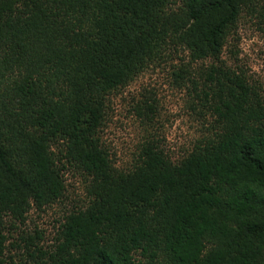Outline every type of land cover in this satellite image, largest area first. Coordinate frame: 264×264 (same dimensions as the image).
Segmentation results:
<instances>
[{"label":"trees","instance_id":"trees-1","mask_svg":"<svg viewBox=\"0 0 264 264\" xmlns=\"http://www.w3.org/2000/svg\"><path fill=\"white\" fill-rule=\"evenodd\" d=\"M253 1L0 0V264H17L8 220L68 203L52 246L21 237L29 264H264V93L221 58ZM178 50L172 75L214 132L178 162L149 138L118 169L110 96Z\"/></svg>","mask_w":264,"mask_h":264},{"label":"rangeland","instance_id":"rangeland-1","mask_svg":"<svg viewBox=\"0 0 264 264\" xmlns=\"http://www.w3.org/2000/svg\"><path fill=\"white\" fill-rule=\"evenodd\" d=\"M260 13H264V0H254L243 6L225 36L221 58L228 67L243 71L250 83L264 93V16ZM179 50L152 62L110 96L99 135L102 146L118 169L129 170L139 145L149 138H154L169 157L178 162L194 144L214 132L213 127L208 131L212 117L204 111L191 109V95L172 75V69L181 57ZM200 65L199 62L193 66ZM145 102L153 103L156 109L157 116L152 120L145 119ZM139 110L142 116L138 114ZM65 179L68 201L87 202L83 180L68 171ZM68 210L69 203L67 206L54 204L44 210L33 207L24 222L8 220L5 253L17 264H29L21 237L37 230L42 235L43 247L49 248L58 233V221Z\"/></svg>","mask_w":264,"mask_h":264}]
</instances>
